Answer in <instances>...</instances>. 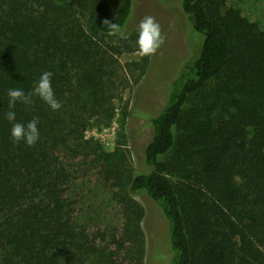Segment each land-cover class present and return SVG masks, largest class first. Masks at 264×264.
Segmentation results:
<instances>
[{
    "label": "trees",
    "instance_id": "obj_1",
    "mask_svg": "<svg viewBox=\"0 0 264 264\" xmlns=\"http://www.w3.org/2000/svg\"><path fill=\"white\" fill-rule=\"evenodd\" d=\"M133 7L0 0V264H144L139 195L167 222L164 264H264V32L225 0H180L197 45L162 110L132 111L151 131L135 170L86 135L114 115L118 37L104 21L124 30ZM45 71L62 107L17 103L16 122L39 117L40 135L14 143L7 92L31 91ZM88 169L114 189L119 227L78 219L71 187Z\"/></svg>",
    "mask_w": 264,
    "mask_h": 264
},
{
    "label": "rangeland",
    "instance_id": "obj_2",
    "mask_svg": "<svg viewBox=\"0 0 264 264\" xmlns=\"http://www.w3.org/2000/svg\"><path fill=\"white\" fill-rule=\"evenodd\" d=\"M180 0H134L131 20L124 28L128 39L118 38L113 59L117 63L115 92L112 97L114 115L107 124L91 122L86 135L102 144L108 153L126 154L125 164L141 168L143 149L151 137L150 129L141 130L143 120L132 114L134 109L156 116L165 106L172 80L179 74L181 62L187 61L191 45L198 35L190 33L187 18L179 8ZM257 29L264 32V0H225ZM145 16H153L161 26L164 43L151 57L137 54L138 24ZM170 86V87H169ZM127 107V115L122 110ZM114 189L103 185L96 171L78 175L70 196L83 223L96 224L103 230L119 227V207L113 197ZM144 210L141 229L145 236V263L164 264L170 255L167 243V222L158 207L143 195L133 196ZM168 263V262H167Z\"/></svg>",
    "mask_w": 264,
    "mask_h": 264
},
{
    "label": "clouds",
    "instance_id": "obj_3",
    "mask_svg": "<svg viewBox=\"0 0 264 264\" xmlns=\"http://www.w3.org/2000/svg\"><path fill=\"white\" fill-rule=\"evenodd\" d=\"M108 35L116 36L120 39H128V35L124 32L120 25L110 23L105 20ZM165 40L162 35L161 26L153 16H145L138 24L137 35V54L140 58L151 57L157 53ZM53 73L45 71L41 74L38 81L35 83L31 91L25 92L22 89H9L8 108L9 111L5 114L6 119L12 124L10 136L14 143L23 141L26 146L33 147L39 140V130L37 127L39 117H33L26 125L16 122V113L14 111L17 103L23 105H31L34 103V97L39 98L46 103L53 111L59 110L62 105L56 99L52 88L51 78Z\"/></svg>",
    "mask_w": 264,
    "mask_h": 264
}]
</instances>
